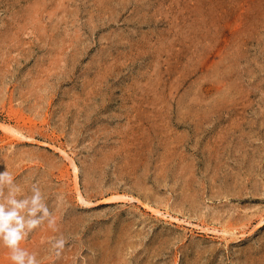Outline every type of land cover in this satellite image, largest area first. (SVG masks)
Returning <instances> with one entry per match:
<instances>
[{
  "label": "rangeland",
  "instance_id": "374dc122",
  "mask_svg": "<svg viewBox=\"0 0 264 264\" xmlns=\"http://www.w3.org/2000/svg\"><path fill=\"white\" fill-rule=\"evenodd\" d=\"M1 123L39 264H264V0H0Z\"/></svg>",
  "mask_w": 264,
  "mask_h": 264
},
{
  "label": "clouds",
  "instance_id": "9594fccd",
  "mask_svg": "<svg viewBox=\"0 0 264 264\" xmlns=\"http://www.w3.org/2000/svg\"><path fill=\"white\" fill-rule=\"evenodd\" d=\"M7 187V195L4 188ZM18 185L7 171L0 172V239L12 249L11 259L15 264H39L34 253H29L19 247L21 240L36 227L41 217H49L48 209L43 203L39 188L34 187L32 195L18 199ZM49 226L55 230V219L49 218ZM64 240H57L54 247L62 248Z\"/></svg>",
  "mask_w": 264,
  "mask_h": 264
},
{
  "label": "bare ground",
  "instance_id": "6f19581e",
  "mask_svg": "<svg viewBox=\"0 0 264 264\" xmlns=\"http://www.w3.org/2000/svg\"><path fill=\"white\" fill-rule=\"evenodd\" d=\"M4 130L7 131V133H11V135L14 137V138H22V139H26L28 138L25 134H24V131L22 129H19V128H14V127H11V126H8V125H3L2 123L0 124ZM16 127V126H15ZM25 128V127H24ZM12 138V137H11ZM31 138V137H30ZM33 140V138H31ZM14 140V139H13ZM14 143V142H13ZM62 153L68 158L71 160L72 162V165L75 169V172H76V178H78V166L76 164V162L68 155V153L63 150ZM78 185V183L76 184V186ZM78 187V186H77ZM78 193H79V199L81 200V202L84 204V205H91L92 203H90L87 198L83 195V193L81 192V190L78 188ZM132 195V194H131ZM128 198V199H131V200H135L136 198L134 196H125V199ZM89 199V198H88ZM91 200V199H90ZM156 213L160 214V210H156ZM264 221V219H263ZM230 228V227H229ZM231 229V228H230ZM228 230H224V234H231V231ZM234 227L232 228V231ZM217 231V230H216Z\"/></svg>",
  "mask_w": 264,
  "mask_h": 264
}]
</instances>
